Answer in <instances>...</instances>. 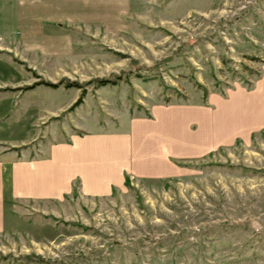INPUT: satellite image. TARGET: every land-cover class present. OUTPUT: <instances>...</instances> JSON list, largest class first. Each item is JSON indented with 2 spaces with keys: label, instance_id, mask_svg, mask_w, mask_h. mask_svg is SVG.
<instances>
[{
  "label": "rangeland",
  "instance_id": "1",
  "mask_svg": "<svg viewBox=\"0 0 264 264\" xmlns=\"http://www.w3.org/2000/svg\"><path fill=\"white\" fill-rule=\"evenodd\" d=\"M262 69L264 0H0V101L14 100L6 123L38 132L26 146L142 140L107 195L77 182L62 203H17L0 260L264 264V131L202 144L210 94Z\"/></svg>",
  "mask_w": 264,
  "mask_h": 264
},
{
  "label": "crops",
  "instance_id": "2",
  "mask_svg": "<svg viewBox=\"0 0 264 264\" xmlns=\"http://www.w3.org/2000/svg\"><path fill=\"white\" fill-rule=\"evenodd\" d=\"M208 103L203 145L250 140L264 131V69L249 88L237 86L226 96L210 94ZM9 105L0 101V241L11 237L23 219L17 215V203L34 209L62 203L77 182L82 194L107 195L134 165V145L128 141H142L138 133L74 135L37 149L26 145L38 132L22 133L14 123H6Z\"/></svg>",
  "mask_w": 264,
  "mask_h": 264
},
{
  "label": "trees",
  "instance_id": "3",
  "mask_svg": "<svg viewBox=\"0 0 264 264\" xmlns=\"http://www.w3.org/2000/svg\"><path fill=\"white\" fill-rule=\"evenodd\" d=\"M122 79L121 75L116 76L115 78H99L97 79V84L98 86L102 87V86H106V85H110V84H117L120 80ZM74 86V85H72ZM75 189V188H74Z\"/></svg>",
  "mask_w": 264,
  "mask_h": 264
}]
</instances>
